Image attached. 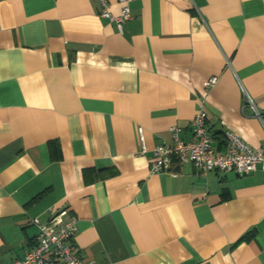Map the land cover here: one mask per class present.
<instances>
[{"label":"crops","instance_id":"1","mask_svg":"<svg viewBox=\"0 0 264 264\" xmlns=\"http://www.w3.org/2000/svg\"><path fill=\"white\" fill-rule=\"evenodd\" d=\"M101 11L0 0V264L62 211L84 263L264 264V171L149 172L200 107L215 149L232 130L264 151V0H130L120 27Z\"/></svg>","mask_w":264,"mask_h":264},{"label":"built area","instance_id":"2","mask_svg":"<svg viewBox=\"0 0 264 264\" xmlns=\"http://www.w3.org/2000/svg\"><path fill=\"white\" fill-rule=\"evenodd\" d=\"M101 15L110 21H115L118 27L130 16V0H118L121 9L118 15L108 10L107 0H98ZM216 77H211L208 84H214ZM191 139H179L178 129H170L173 144L162 143L152 149V161L149 166L151 174L169 170L175 158L180 163H191L201 174L206 175L210 170L217 169L224 172L233 171L245 174L252 171H264V151L253 148L243 138L232 130L223 133L225 149L219 151L212 146V136L207 126V115L203 108H199L190 121ZM140 141L142 128L137 129ZM65 212L53 215L49 220L41 222L33 219L32 223L38 229L35 244L24 254L10 264H93L84 263L74 243L76 226L73 220H63Z\"/></svg>","mask_w":264,"mask_h":264}]
</instances>
